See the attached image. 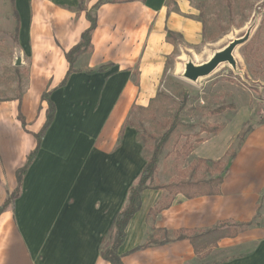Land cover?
Returning <instances> with one entry per match:
<instances>
[{"label":"crops","instance_id":"1","mask_svg":"<svg viewBox=\"0 0 264 264\" xmlns=\"http://www.w3.org/2000/svg\"><path fill=\"white\" fill-rule=\"evenodd\" d=\"M5 1L0 0V28L11 32L16 23ZM97 1L86 0L81 11L78 0H15L19 56L32 63L21 108L26 122L36 117L37 123L26 132L16 115L19 103L0 102V206L8 201L0 212V264H110L100 255L102 242L146 162L135 132L125 127L126 117L161 76L164 57L173 49L167 31L189 40L199 35V24L186 17L181 2L169 10L166 0L96 6ZM91 10L97 20L91 52L77 57L75 71L59 86L68 70L65 53L88 28ZM103 65L109 66L98 71ZM44 93L54 104V118L18 183L16 170L45 122ZM219 133L192 155L222 159L228 140ZM219 190L191 198L172 195L152 217L150 210L169 195L144 189L118 248L122 264H264V224L224 237L201 255L189 238L174 239L182 231L264 218V122L247 133L226 164Z\"/></svg>","mask_w":264,"mask_h":264},{"label":"rangeland","instance_id":"2","mask_svg":"<svg viewBox=\"0 0 264 264\" xmlns=\"http://www.w3.org/2000/svg\"><path fill=\"white\" fill-rule=\"evenodd\" d=\"M82 1L84 6L86 0ZM125 1L130 0H98L97 3ZM178 2L185 5L186 17L199 24V35L189 40L176 32L171 31L170 36L166 34L173 49L164 57L161 76L152 93L143 102L132 105L125 120L126 128H131L135 134L138 132L136 139L147 160L154 143L178 113L175 128L160 154L153 184L217 176L247 133L264 122V0H166V5L169 10H177ZM7 6L12 7L11 0L5 1ZM90 14L94 15L92 10ZM12 16L14 18L13 7ZM254 19L256 23L250 39L234 51L242 76L223 63L210 76L196 83L181 77L183 63L188 58L196 64L205 62L215 49L243 35ZM19 50L15 30L8 32L0 28V102L14 100L19 103L16 115L22 116L28 132L29 127L36 128V117L26 122L21 103L30 84L32 63L21 60ZM183 101V108L179 110ZM221 106L229 107L214 113ZM39 107L37 112L41 110ZM202 127H219V134L228 140L227 152L222 159L212 161L192 155L201 143L197 139L204 141L218 136L201 132ZM188 145H193L190 153L187 152ZM208 150L213 151L211 146ZM17 193L18 189H15L8 198H14ZM254 224H264V218L259 216ZM108 238L107 245L110 244Z\"/></svg>","mask_w":264,"mask_h":264},{"label":"trees","instance_id":"3","mask_svg":"<svg viewBox=\"0 0 264 264\" xmlns=\"http://www.w3.org/2000/svg\"><path fill=\"white\" fill-rule=\"evenodd\" d=\"M105 3V2H103ZM103 3H97L96 6L103 4ZM11 4L13 7L14 12V18H15V37L17 40V34L19 29V16L15 9V0H11ZM78 10H84L83 1L78 0ZM86 17L89 21V26L87 29H85L81 33L80 41L74 45L71 49H69L65 53V59L68 63V70L63 78V80L60 82L59 86H63L66 84L67 79L69 75L75 71L73 68L74 62L76 61L77 57L84 53L91 52L92 46H91V36L92 33L96 27V15H91L90 13L86 14ZM171 31H167V36L171 35ZM109 65H103L98 68V71L105 70ZM184 97H185V93ZM42 101H46L47 103V109H46V117L45 122L39 132L34 134V137L36 139V146L35 148L26 156L25 164L16 170V178L18 182H21L23 177L25 176L27 172V168L31 165L33 162L37 151L39 149V145L41 142V139L51 124L54 114H55V107L52 101L49 98V93H44L42 95ZM184 101L180 104L179 110L183 108ZM229 106H221L217 108L214 113H220L224 111ZM178 117V113L174 116L173 121L170 123L169 127L163 132V134L159 137V139L154 143L152 147V153L151 156L146 160L140 176L138 178V181L132 188L130 189V194L128 197V203L126 207L120 211L117 216L112 221L111 227L108 231V236L110 238V244H106V238L102 242V246L100 249V255L101 257L109 262L110 264H122L121 256L118 254V248L123 242L125 238V229L129 222V220L133 217V215L139 210L140 208V195L141 192L144 189L147 188H154V189H164L168 192V197L163 198L160 200L158 205L150 210V215L154 217L158 212H160L163 208H166L170 202H171V196L181 193L185 195L188 198L201 196V195H217L219 194V186L222 182V178L226 172V167L224 170L218 174L215 177L204 179V180H189V181H180V182H170L167 184H153L154 174L156 172L158 163H159V157L160 154L170 138L175 125H176V119ZM18 120H20L22 127L25 128V121L23 120L22 116L18 114L17 116ZM201 132H208L210 134H217L220 131L219 127L210 129L208 127H202L200 130ZM136 134L138 135V132L136 131ZM197 142H202V139H197ZM193 145H188L187 152L190 153ZM8 201L6 200L1 206H0V212L1 210L6 206ZM252 225H255L254 222H247V223H241L237 225H230L228 222H222L219 223L217 226L204 230V231H182V233H179L176 235L174 239L179 240L182 238H189L190 242L193 246L194 252L198 255L203 254L207 249L215 247L217 245V242L224 238V237H231L235 236L239 231L244 230ZM184 232V233H183ZM108 238V239H109ZM168 239H164L161 241H158L156 243L166 242ZM150 243V242H149ZM149 243L144 244L141 247L147 246ZM140 248V247H138Z\"/></svg>","mask_w":264,"mask_h":264},{"label":"water","instance_id":"4","mask_svg":"<svg viewBox=\"0 0 264 264\" xmlns=\"http://www.w3.org/2000/svg\"><path fill=\"white\" fill-rule=\"evenodd\" d=\"M255 23L256 20L254 19L243 35L232 39L221 48L215 49L205 62L196 64L191 58H188L183 63L181 77L189 82L196 83L199 79L210 76L223 63L228 64L235 74L242 76L243 71L238 67L234 51L238 46L245 44L250 39Z\"/></svg>","mask_w":264,"mask_h":264}]
</instances>
